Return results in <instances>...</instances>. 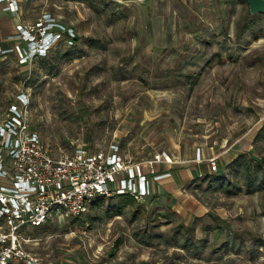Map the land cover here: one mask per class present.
Segmentation results:
<instances>
[{
  "label": "rangeland",
  "instance_id": "1",
  "mask_svg": "<svg viewBox=\"0 0 264 264\" xmlns=\"http://www.w3.org/2000/svg\"><path fill=\"white\" fill-rule=\"evenodd\" d=\"M40 19L60 35L46 64L16 48L28 49L18 25ZM67 48L78 56L46 73ZM22 94L31 129L54 154L115 144L131 160L166 152L188 164L200 148L220 163L209 173L198 161L206 212L190 225L159 191L121 213L112 196L82 216L24 228L25 250L43 264H264V181L227 195L204 178L243 153L264 159V141L253 142L264 123V13L245 0H21L16 16L0 10V114ZM177 224L186 227L178 235Z\"/></svg>",
  "mask_w": 264,
  "mask_h": 264
},
{
  "label": "built area",
  "instance_id": "2",
  "mask_svg": "<svg viewBox=\"0 0 264 264\" xmlns=\"http://www.w3.org/2000/svg\"><path fill=\"white\" fill-rule=\"evenodd\" d=\"M20 3L0 0V10L16 16ZM46 25L43 19L18 25V36L28 45L27 51L16 46L20 58L43 55L56 43L58 30ZM17 99L0 114V264H43L41 256L25 250L24 228L62 214L82 216L99 196L144 200L152 194L154 182L170 176L156 169L157 164L175 162L166 152L131 160L111 144L107 150L90 151L78 145L54 154L31 129L26 95ZM196 160L200 161L199 151ZM206 161L210 172L218 170L217 156Z\"/></svg>",
  "mask_w": 264,
  "mask_h": 264
},
{
  "label": "trees",
  "instance_id": "3",
  "mask_svg": "<svg viewBox=\"0 0 264 264\" xmlns=\"http://www.w3.org/2000/svg\"><path fill=\"white\" fill-rule=\"evenodd\" d=\"M55 29L59 30L58 26H55ZM44 56V54L36 56L40 58L39 61L41 64H46V61H48V59H46ZM77 56V52L72 50V48H67L62 53H60V50L56 51L55 55L50 59L51 66L49 70H46V73H51V68L55 67L60 60L71 59ZM42 67L43 69H46L44 66ZM259 141H264V123L260 126L253 140L254 144ZM262 163H258L252 159H247L245 153L238 155L236 159L229 164V172L213 174L206 173L204 175V178L208 183L207 189L212 191H223L227 195H232L235 194V192L240 191V185H243L246 194L254 193L259 189L260 183L264 181V170L262 168ZM229 174L233 175L234 177H239L242 183L239 184L238 182H233L230 180ZM114 197L120 198V202L115 203L113 208V211L116 213H121L124 206L133 200V198L128 195H115ZM103 198L105 197L99 196L97 200H94L93 205H100V202L103 200ZM183 229H186V227L179 224L175 227L174 233L178 235ZM177 247L181 249H188L185 243H182Z\"/></svg>",
  "mask_w": 264,
  "mask_h": 264
},
{
  "label": "crops",
  "instance_id": "4",
  "mask_svg": "<svg viewBox=\"0 0 264 264\" xmlns=\"http://www.w3.org/2000/svg\"><path fill=\"white\" fill-rule=\"evenodd\" d=\"M198 151L201 160H207L208 158L212 157L210 155L205 156L204 152L201 151L200 148H197V153ZM170 156L173 158V160H175L174 163H160L156 165V169L158 170V172H170V176L154 182L153 192L146 198H153L155 194L160 191V193H163L165 197L169 198V207L175 211V214L180 217H185L184 225H190L191 223L189 224L188 220L191 221L195 217L197 218L200 215L204 214V212H206V210L201 205V202L203 201H201V198H199V192H196L195 187V185H197L198 178L201 176V171L198 168L199 162L198 160H194L196 154L193 155V160H191L192 162L189 161L190 163L188 164L183 163V161L179 160L178 156ZM218 166H220L219 161ZM189 184H191L192 187L185 192L184 186ZM200 193L203 195L205 192L201 191ZM220 217L222 219H225L224 214L222 215L220 213Z\"/></svg>",
  "mask_w": 264,
  "mask_h": 264
},
{
  "label": "water",
  "instance_id": "5",
  "mask_svg": "<svg viewBox=\"0 0 264 264\" xmlns=\"http://www.w3.org/2000/svg\"><path fill=\"white\" fill-rule=\"evenodd\" d=\"M121 1H139L144 0H121ZM248 5V10L251 14L264 13V0H245ZM264 170V162L262 164Z\"/></svg>",
  "mask_w": 264,
  "mask_h": 264
}]
</instances>
